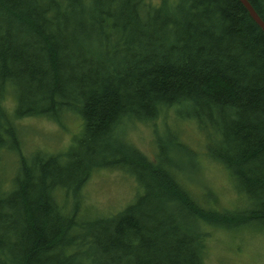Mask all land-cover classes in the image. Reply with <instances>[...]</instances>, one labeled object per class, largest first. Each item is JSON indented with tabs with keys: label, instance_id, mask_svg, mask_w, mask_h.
<instances>
[{
	"label": "trees",
	"instance_id": "1",
	"mask_svg": "<svg viewBox=\"0 0 264 264\" xmlns=\"http://www.w3.org/2000/svg\"><path fill=\"white\" fill-rule=\"evenodd\" d=\"M171 108L196 121L240 209L201 203L178 150L158 142L150 159L117 132ZM70 114L83 130L65 152L21 155V120ZM4 152L21 157L10 187L0 173V264H204L205 227L264 232V33L239 0H0ZM102 170L139 192L90 218L81 192Z\"/></svg>",
	"mask_w": 264,
	"mask_h": 264
},
{
	"label": "rangeland",
	"instance_id": "2",
	"mask_svg": "<svg viewBox=\"0 0 264 264\" xmlns=\"http://www.w3.org/2000/svg\"><path fill=\"white\" fill-rule=\"evenodd\" d=\"M15 105V96L10 92L4 106L12 113ZM181 112L185 114V110ZM18 127L21 155L25 157L37 151L48 155L63 153L83 130L82 120L74 114L64 116L60 122L45 118H27L21 120ZM117 132L120 136L122 132L124 135L127 132L124 137L126 141L150 159H154L158 153V142L170 151L178 150V156L173 158L178 159L181 169L186 171L182 173L186 187L200 202L202 200L201 203H208L209 199L220 210H233L237 201L240 204L238 191L235 187L233 189L224 168L207 156V140L196 121L183 118L175 108L162 111L153 123L128 119L122 122ZM21 155L4 152L1 156L0 173L5 188L11 186V180L19 171ZM138 192V183L125 171H98L82 189L83 210L90 218L111 216L130 204ZM60 203L63 201L60 200ZM242 206L243 204L238 205L235 209ZM205 228L208 239L203 252L204 264H264V232L260 229L262 226H251L246 233L241 228Z\"/></svg>",
	"mask_w": 264,
	"mask_h": 264
},
{
	"label": "water",
	"instance_id": "3",
	"mask_svg": "<svg viewBox=\"0 0 264 264\" xmlns=\"http://www.w3.org/2000/svg\"><path fill=\"white\" fill-rule=\"evenodd\" d=\"M239 1L244 6V8L247 10L250 17L253 19V21L261 28V30L264 33V21L260 17V15L257 13V11L254 9V7L249 2V0H239Z\"/></svg>",
	"mask_w": 264,
	"mask_h": 264
}]
</instances>
